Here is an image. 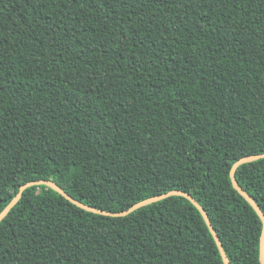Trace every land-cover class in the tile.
I'll use <instances>...</instances> for the list:
<instances>
[{
  "label": "trees",
  "instance_id": "obj_1",
  "mask_svg": "<svg viewBox=\"0 0 264 264\" xmlns=\"http://www.w3.org/2000/svg\"><path fill=\"white\" fill-rule=\"evenodd\" d=\"M262 154L264 0H0V213L38 180L108 213L180 191L230 264H260L230 170ZM234 175L264 215V158ZM0 264L224 263L184 197L111 217L35 185Z\"/></svg>",
  "mask_w": 264,
  "mask_h": 264
},
{
  "label": "water",
  "instance_id": "obj_2",
  "mask_svg": "<svg viewBox=\"0 0 264 264\" xmlns=\"http://www.w3.org/2000/svg\"><path fill=\"white\" fill-rule=\"evenodd\" d=\"M264 158V154L262 155H254V156H248L245 158H241L240 160H238L237 162H235L230 170V178H231V182H232V186L233 188L242 196L245 198V200L251 205V207L254 209V211L256 212V214L258 215V217L260 218L261 222H262V234H261V238H260V249H259V261L260 264H264V215L261 212V210L259 209V207L255 204V202L251 199V197L244 192L240 186L238 185L236 179H235V170L242 164L245 163H249L258 159H263ZM35 185H46L52 189H54L57 193H59L62 197H64L67 201H69L70 203H72L73 205L87 211V212H91L94 214H100V215H104V216H111V217H123V216H127L128 214H130L131 212L144 207L146 205L155 203L157 201H160L162 199H165L167 197L170 196H181L186 198L187 200H189L200 212V214L202 215L209 231L211 232L213 239L216 243V246L218 248V251L220 253V256L222 258V261L224 264H230L223 248L222 245L218 239L217 234L215 233L209 218L207 217L205 211L199 206V204L189 195L180 191H171L168 192L166 194H162V195H158V196H154L152 198L143 200L139 203L134 204L133 206H131L129 209L124 210L122 212L119 213H108V212H104V211H100L91 207H88L84 204H82L81 202L73 199L71 196H69L67 193H65L61 188H59L55 183H53L52 181H46V180H38V181H32V182H28L22 186H20L18 193L16 194V196L13 198V200L3 209V211L0 213V222L7 216V214L11 211V209L17 204V202L19 201L22 193L24 192L25 189L35 186Z\"/></svg>",
  "mask_w": 264,
  "mask_h": 264
}]
</instances>
